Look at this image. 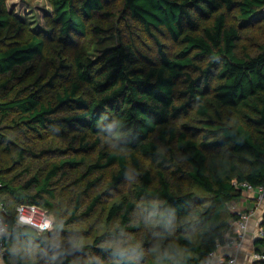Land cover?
Returning <instances> with one entry per match:
<instances>
[{"label": "trees", "instance_id": "trees-1", "mask_svg": "<svg viewBox=\"0 0 264 264\" xmlns=\"http://www.w3.org/2000/svg\"><path fill=\"white\" fill-rule=\"evenodd\" d=\"M106 1L48 0L51 24L65 40L74 33L85 34L88 21L104 10ZM124 7L126 15L148 32L167 31L180 49L170 56L158 41L159 58L155 60L127 41L94 57L78 51L73 58L76 77L54 103L44 99L43 92L55 85L57 72L37 87L28 83V71L43 55L45 39L19 40L0 49V120L11 119L28 131L49 129L67 135L79 130L97 136L95 144H86L84 149L107 136L130 152L139 176L136 197L146 200V212L157 220L149 229L154 237L128 249L97 246L103 238L115 241L123 232L145 228L131 225L137 205L124 197L109 210L111 217L121 216L119 225L97 237L94 244L81 245V250H93L103 260L81 262L67 257L63 264H138L137 256L142 264H206L227 242L226 232L240 216L230 209L240 202L244 191L236 183L248 182L264 192V43L254 54L239 51L241 28L260 19L257 15L264 9V0H124ZM18 22L17 26H23L22 18L0 0V31L9 32ZM13 79L20 83L9 86ZM3 89L7 91L2 93ZM64 105L77 110L56 115ZM191 110L200 125L188 126L193 130L189 135L187 127L173 121ZM5 141V147H0V202L6 206L7 225L5 262L43 264L38 255L48 245L47 238L66 232L67 224L93 212L98 198L69 221H61L57 212L59 221L48 231L19 225L17 207L23 203L38 204L53 218L55 178L66 164L80 166L85 158L53 163L48 171L29 178H8L3 176L2 148L11 149L10 141L0 133V146ZM174 144L187 164L184 174L190 184L186 187L163 173L155 184L152 171L142 168L138 158L142 155L162 165L172 162L167 154ZM26 154L36 155L33 147L23 148L19 162ZM116 160L121 167L110 185L117 188L129 172L126 157L107 154L106 163L92 164L88 172ZM28 171L26 168L24 173ZM259 228L262 235L255 250L264 255V215ZM107 257L115 261L104 260ZM253 264H264V258Z\"/></svg>", "mask_w": 264, "mask_h": 264}, {"label": "rangeland", "instance_id": "rangeland-1", "mask_svg": "<svg viewBox=\"0 0 264 264\" xmlns=\"http://www.w3.org/2000/svg\"><path fill=\"white\" fill-rule=\"evenodd\" d=\"M7 10L14 12L24 21L23 26L16 23L12 30L0 31V49L17 44V41L29 39L32 36L43 37L45 39V50L42 56L35 60V66L28 71V83L36 87L47 83L54 73V86L48 85L44 88V99L58 102L57 95L63 92V88L76 77L74 55L80 51L88 56L94 57L100 54L105 48L127 41L135 44L143 54L150 59L159 58V42L163 45L170 56L176 53L181 45L173 40L167 31L153 30L148 32L141 24L126 15L124 0H107L102 12H96L94 17L88 21V29L85 34L72 35V39L65 40L59 28L51 24V5L48 0H4ZM106 11V12H105ZM256 20L251 25L242 26L241 40L239 41L240 53L257 52L258 45L264 43V9L257 15ZM28 21V22H26ZM19 27H22L19 29ZM159 41V42H158ZM0 78L3 76L0 74ZM20 83L19 79H13L9 86ZM7 89L1 92L5 93ZM74 106L64 105L56 115H66L76 111ZM173 124L185 126L188 134L193 131L188 126L200 125L198 115L195 110H191L186 115L178 117ZM0 133L9 141L11 149L2 148L3 176L18 177L19 179L29 178L35 173L46 172L51 169L53 163L72 157L78 160L85 158V164L73 166L66 164L55 178L54 188L56 197L53 199L55 211L52 215L54 223L59 221H69L74 214L85 212L88 206L95 201V210L90 214L82 216L75 222L65 226L66 232L57 233L48 239V245L39 251L38 257L43 264H63L67 257L74 261L85 262L89 259H101L96 252L81 250V245L85 243L94 244L97 237L106 234L119 225L121 216L111 217L110 207L113 203H118L126 197L133 200L136 211L132 215L131 225H145L134 232H123L122 237L115 240L100 242L97 246H116L121 249H128L133 245L142 244L145 239H151L154 234L149 231L152 225H156L157 220L146 212V200L136 197V183L139 176L131 160L130 152L119 147L115 140L107 136H101V142L94 147L84 149L86 144L93 145L97 141V136L87 134L79 130H71L67 135H61L52 130H41V132L28 131L16 125L11 119L0 120ZM197 138V137H194ZM5 142L0 147H5ZM33 147L35 154H26L24 161L19 162V154L23 148ZM51 148L52 150H48ZM58 148V149H57ZM115 153L119 157H126L129 163V172L124 180L117 186L111 187L114 174L118 173L121 167L120 160L95 172H88L89 166L97 162L104 164L107 161V154ZM173 157L172 162L162 165L149 158L138 155L140 165L144 169H150L155 177V184L158 183L159 173L165 174L176 184L187 186L190 184L185 176L187 164L180 155L177 145L172 146V151L167 156ZM18 159V161H16ZM163 161V160H162ZM29 168L27 173L25 169ZM246 197L250 194L245 193ZM81 206L80 208H78ZM237 207V209H236ZM242 206L233 204L230 209L243 211ZM259 211L256 215V222L264 209V199L258 204ZM262 209V210H261ZM257 210V209H256ZM230 225L226 232L233 231ZM148 229V230H147ZM230 239V238H229ZM228 239V240H229ZM37 248L33 254L37 255ZM216 254H214V257ZM135 257V256H134ZM137 263L142 264L137 256ZM107 261H115L107 257Z\"/></svg>", "mask_w": 264, "mask_h": 264}, {"label": "built area", "instance_id": "built-area-1", "mask_svg": "<svg viewBox=\"0 0 264 264\" xmlns=\"http://www.w3.org/2000/svg\"><path fill=\"white\" fill-rule=\"evenodd\" d=\"M238 187L244 188L249 194H252L258 202H261L264 199V192L262 188L256 190L250 183L242 182L236 183ZM243 191V192H244ZM259 195H256V193ZM18 219L17 222L19 225H29L35 228L39 232H45L53 228V218L48 213L46 209L41 207L38 204H27L23 203L18 205ZM5 212L6 206L4 203L0 202V254L5 256L6 247L3 241V235L7 231V225L5 223ZM240 216L236 221L237 224V234L227 240L228 244L232 246L234 252L228 256H223L217 261L213 260L214 254L209 258V261L206 264H237V253L240 250L243 241L246 238V235L249 231V223L253 217V211L250 209H245L239 212ZM260 229V228H259ZM262 235V232L259 231V236ZM264 258V255L254 249L251 253V259L253 263L256 260Z\"/></svg>", "mask_w": 264, "mask_h": 264}, {"label": "crops", "instance_id": "crops-1", "mask_svg": "<svg viewBox=\"0 0 264 264\" xmlns=\"http://www.w3.org/2000/svg\"><path fill=\"white\" fill-rule=\"evenodd\" d=\"M246 191H244L242 193V198L240 200V202L238 203H234V206H242L243 210L245 209H250L253 211V217L250 220L249 223V231L246 235L245 240L242 243V246L240 248V250L237 253V264H253V260L251 259V253L252 251H254V249H256V242L259 239V223L264 215V209L262 210V214L259 216L258 221L256 222V215L259 211L258 208V204L259 202L257 201V199H255L253 197L252 194H250L248 197H246ZM256 195H259V193L257 192ZM237 209V207H236ZM257 209V210H256ZM239 212L241 211L238 210ZM231 225H233V227H235V229L233 228V231L229 232V237L226 236L227 240L229 238L234 237L237 234V224L235 221L231 222ZM232 252H234L232 246H230L228 244V242H226L224 245H221L219 247V249L214 253L216 254L215 257H213L214 261H217L218 259H220L223 256H228L230 255ZM0 264H6L5 262V257L2 256L0 254Z\"/></svg>", "mask_w": 264, "mask_h": 264}]
</instances>
